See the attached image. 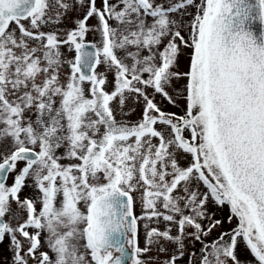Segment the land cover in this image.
Instances as JSON below:
<instances>
[{
  "label": "snow or ice",
  "instance_id": "6c2138e0",
  "mask_svg": "<svg viewBox=\"0 0 264 264\" xmlns=\"http://www.w3.org/2000/svg\"><path fill=\"white\" fill-rule=\"evenodd\" d=\"M6 239L11 264H264V0H0Z\"/></svg>",
  "mask_w": 264,
  "mask_h": 264
},
{
  "label": "rangeland",
  "instance_id": "374dc122",
  "mask_svg": "<svg viewBox=\"0 0 264 264\" xmlns=\"http://www.w3.org/2000/svg\"><path fill=\"white\" fill-rule=\"evenodd\" d=\"M98 3H99V0H98ZM26 23V22H25ZM90 25H96L97 24V20L95 18H92L89 20L88 22ZM72 26V22L71 20H69L67 22V24L65 25V28L64 29H61L63 31H66L68 30V28H70ZM96 37H95V34H89L88 36V40H94ZM74 53H68L66 50H65V56L66 58H71V56H73ZM102 71V69H101ZM184 82L181 81V84H183ZM179 104H180V107L179 108H176V107H171V106H167V110L168 111H175V112H180L183 107H184V102L181 100L179 101ZM139 116V109L137 110V112L131 117L132 120H135L137 117ZM12 182L11 180V177L9 178L8 180V183L10 184ZM24 195H30V191L29 190H25L24 192ZM137 211H139V209H137ZM230 214V210H229V207L228 206H224L221 210L217 211V214H216V218L218 219H222V220H226V217ZM235 223V221H234ZM233 225H228L227 223L224 224V230L228 229L229 227H231ZM160 227H163V225H160ZM219 231H221L220 229H217L215 230L210 237H208L209 240H211L213 237L217 236L219 234ZM140 244L141 246H143L144 244V238H143V232L141 231V235H140ZM200 247L199 244L196 245V248L198 249ZM150 255H153L155 256L156 253L153 252V253H150ZM11 256H12V252L9 248V241L6 239L3 244H0V264H11ZM163 258V257H161ZM254 258L251 257L249 254L247 253H242L241 255V260L242 261H251L253 260ZM186 260H187V257H185L184 260H182L180 262V264H186ZM130 264V262H129Z\"/></svg>",
  "mask_w": 264,
  "mask_h": 264
},
{
  "label": "water",
  "instance_id": "95a60500",
  "mask_svg": "<svg viewBox=\"0 0 264 264\" xmlns=\"http://www.w3.org/2000/svg\"><path fill=\"white\" fill-rule=\"evenodd\" d=\"M261 29V26L257 23L256 25H254V30L259 32Z\"/></svg>",
  "mask_w": 264,
  "mask_h": 264
},
{
  "label": "flooded vegetation",
  "instance_id": "af4514ba",
  "mask_svg": "<svg viewBox=\"0 0 264 264\" xmlns=\"http://www.w3.org/2000/svg\"><path fill=\"white\" fill-rule=\"evenodd\" d=\"M74 55V54H73Z\"/></svg>",
  "mask_w": 264,
  "mask_h": 264
}]
</instances>
